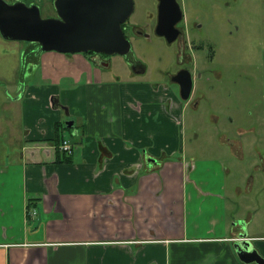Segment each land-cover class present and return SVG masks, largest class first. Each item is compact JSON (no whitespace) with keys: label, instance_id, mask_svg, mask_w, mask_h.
Returning <instances> with one entry per match:
<instances>
[{"label":"crops","instance_id":"0c3cea01","mask_svg":"<svg viewBox=\"0 0 264 264\" xmlns=\"http://www.w3.org/2000/svg\"><path fill=\"white\" fill-rule=\"evenodd\" d=\"M37 49L0 68V264H244L235 244L256 216L235 223L223 178L180 158L172 90ZM248 237L264 256V236Z\"/></svg>","mask_w":264,"mask_h":264},{"label":"rangeland","instance_id":"374dc122","mask_svg":"<svg viewBox=\"0 0 264 264\" xmlns=\"http://www.w3.org/2000/svg\"><path fill=\"white\" fill-rule=\"evenodd\" d=\"M133 1L129 57L148 65L150 78H143L165 84L168 81L162 72L173 73L177 69L176 49L161 38H143L136 33L149 17L155 18L157 8L156 0ZM179 1L189 25L196 20L203 25V35H212L207 36L208 42L202 45L204 51L196 56V71L201 76L194 81V89L199 104L197 108L184 106L179 114V156L202 165L195 177L215 183L223 178L229 218L239 216L235 223L241 221L245 227L255 215L252 225L255 227L248 236H264V0ZM27 44L38 47L36 43L6 40L0 34V68L17 67L21 50ZM21 54L24 56L25 52L22 50ZM114 58L120 65L114 70L125 81L133 74L122 56ZM3 84L0 80V104L6 101V98L3 101ZM6 111L4 114L8 115ZM65 137L74 144L71 132L66 131ZM2 149L4 145L0 142Z\"/></svg>","mask_w":264,"mask_h":264},{"label":"water","instance_id":"95a60500","mask_svg":"<svg viewBox=\"0 0 264 264\" xmlns=\"http://www.w3.org/2000/svg\"><path fill=\"white\" fill-rule=\"evenodd\" d=\"M171 6L180 8L175 0ZM61 18H43L37 5L18 2L9 4L0 0V34L9 41H23L40 45V52L83 54L88 51L107 55H127L131 44L124 36L121 24L134 13L133 0H56ZM174 23L170 25L173 27ZM173 38H169L172 42ZM192 79L182 86L181 95L187 100ZM68 129L73 121L66 123ZM235 244L239 259L244 264H264V257L254 248L246 233Z\"/></svg>","mask_w":264,"mask_h":264},{"label":"flooded vegetation","instance_id":"af4514ba","mask_svg":"<svg viewBox=\"0 0 264 264\" xmlns=\"http://www.w3.org/2000/svg\"><path fill=\"white\" fill-rule=\"evenodd\" d=\"M5 1L8 2L9 4L22 2L25 3L27 6L37 5L41 11L42 17H43V12L46 11L45 12L46 16H44L43 18L63 20V18L59 16L56 10L55 7L56 0H5ZM175 1L178 4L181 12L177 8L171 6L170 0H156L157 10H156L155 18L153 19L152 17H149V20L147 21L145 26L141 30H137L136 33L143 38L156 36L158 38H161L169 46L175 47L178 56V62L176 65L177 69L173 73L169 71L162 72V75L165 77V80H167L168 82H165V84H161V83L159 84L158 82L152 80H148V81H151V83L157 87L159 85H164V88L171 89L172 95L175 97L177 102L180 103L181 108L187 105L197 108L199 104V100L197 97V90L194 89V81L197 78H200L201 75L198 74L196 71V69L198 68V61L196 59V56L197 57L199 56L197 54L198 52L204 51V49H202L203 48L202 45L204 44V42H208V40H206L207 36L210 38L212 35L209 34L203 35L201 33L203 25L196 22V20L190 26L189 25L190 20L186 15V11L183 4L179 0H175ZM199 15L200 13L198 14V17ZM203 15L201 17H204ZM129 20L122 23L121 27L124 36L131 44V37L129 32L132 31L133 26L132 24H130ZM172 23H174V25L173 27H170ZM262 34L264 37V20L262 25ZM169 38H173V41L169 42ZM37 45H38L37 52H39L40 45L39 44ZM131 50H132V44H131ZM131 50L127 55L122 56L125 59L124 62L126 66L129 68V70L132 72L133 75L137 74V75H141V77L146 76V78L147 77L150 78L149 76H147L148 65L143 63L142 61L136 60V58L134 57L133 58L129 57V55L131 54ZM83 55L95 60L99 66H108L113 68H115V66H120L116 64L117 61H115L114 58L118 54L107 55L105 53H95L94 51H88L86 53H83ZM212 59L213 58H211V61H213ZM188 74L192 79V88L189 93L188 99L183 100L181 95V90H182V86L185 85L188 79Z\"/></svg>","mask_w":264,"mask_h":264},{"label":"trees","instance_id":"16d2710c","mask_svg":"<svg viewBox=\"0 0 264 264\" xmlns=\"http://www.w3.org/2000/svg\"><path fill=\"white\" fill-rule=\"evenodd\" d=\"M65 129V128H64ZM61 132L59 133V124L57 123L56 124V137H55V140H54V144L56 145V147H57V154H58V159H57V162L58 163H63V162H66V163H68V162H71L72 161V155H68V154H66L65 152H64V154H63V156H64V159H62L61 158V156L59 155L60 153H61V149H60V147H61V144H62V138H61ZM67 156H66V155Z\"/></svg>","mask_w":264,"mask_h":264},{"label":"built area","instance_id":"2783aa9c","mask_svg":"<svg viewBox=\"0 0 264 264\" xmlns=\"http://www.w3.org/2000/svg\"><path fill=\"white\" fill-rule=\"evenodd\" d=\"M60 148L62 149L63 152H65L68 155H71L74 149L68 140H64Z\"/></svg>","mask_w":264,"mask_h":264}]
</instances>
